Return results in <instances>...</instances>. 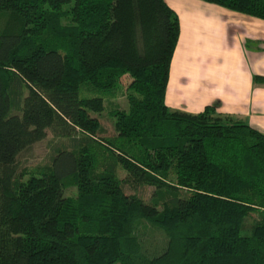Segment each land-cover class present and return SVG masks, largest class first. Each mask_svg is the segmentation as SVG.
<instances>
[{
	"label": "trees",
	"instance_id": "obj_1",
	"mask_svg": "<svg viewBox=\"0 0 264 264\" xmlns=\"http://www.w3.org/2000/svg\"><path fill=\"white\" fill-rule=\"evenodd\" d=\"M202 1L264 19V0ZM178 32L164 0H0V264H264V133L167 107ZM47 131L66 143L19 169Z\"/></svg>",
	"mask_w": 264,
	"mask_h": 264
},
{
	"label": "crops",
	"instance_id": "obj_2",
	"mask_svg": "<svg viewBox=\"0 0 264 264\" xmlns=\"http://www.w3.org/2000/svg\"><path fill=\"white\" fill-rule=\"evenodd\" d=\"M179 32L165 86L169 109L196 113L215 103L264 133V19L202 0H164ZM169 92V97H167Z\"/></svg>",
	"mask_w": 264,
	"mask_h": 264
},
{
	"label": "rangeland",
	"instance_id": "obj_3",
	"mask_svg": "<svg viewBox=\"0 0 264 264\" xmlns=\"http://www.w3.org/2000/svg\"><path fill=\"white\" fill-rule=\"evenodd\" d=\"M122 82L123 79H122ZM167 97H169V92ZM123 108L126 109V103L124 100L123 94L119 93V90H117L116 95L113 98H109L104 102V109L101 113H99L97 116L98 121L100 123V135L104 136H110L114 133L113 127H112V118L109 115V111L112 108ZM56 140L58 143L64 142L63 139H54L53 136L49 131H47L46 136L44 139L35 142L27 149L23 150L18 156H17V164L18 168L22 169L25 167L32 168L37 165H45L49 163L50 159V151L52 146H54V143H56ZM151 188L150 187H144L143 188V196L144 199H148V195L150 193ZM65 194L72 195L74 194V188L69 187L65 190ZM244 228L248 229L249 226V219L246 218L244 220ZM246 231V230H245ZM242 233V232H241ZM163 235H160L158 232H151L147 231L146 235L144 236V243L146 245L147 250L155 249L159 250L160 247L164 245V238Z\"/></svg>",
	"mask_w": 264,
	"mask_h": 264
}]
</instances>
